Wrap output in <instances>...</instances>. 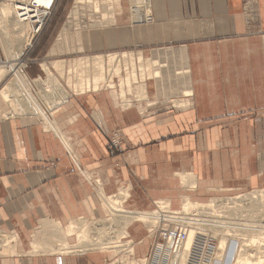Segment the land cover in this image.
<instances>
[{
	"label": "crops",
	"instance_id": "crops-1",
	"mask_svg": "<svg viewBox=\"0 0 264 264\" xmlns=\"http://www.w3.org/2000/svg\"><path fill=\"white\" fill-rule=\"evenodd\" d=\"M63 2L57 1L54 13L65 8ZM150 5L147 21H133L127 10L117 13L111 26L115 39L109 42L105 35L101 43L120 53L133 52L137 69L142 54L145 67L160 69L163 76L135 82L128 108L122 106V86L70 92L49 111L69 140L70 152L41 118L14 113L4 99L1 90L16 73L0 77V233L15 235L17 250L0 254V264L111 260L92 250L29 253L45 220L65 227L73 219L108 216L95 180L107 195H115L123 181L131 183L127 210H152L161 198L175 207L185 197L204 200L223 189L263 183L264 0H150ZM125 27L127 40L120 34ZM1 45L0 40V63L5 64ZM45 57L33 50L17 60L20 68L26 61L30 82L47 76ZM152 59L160 63L152 66ZM144 82L147 97L141 99ZM115 132L122 145L111 154ZM180 174H192L195 183L183 185ZM127 231L138 241L146 233L138 222ZM141 241L135 246L138 255L150 248V241ZM48 248L44 243L43 249Z\"/></svg>",
	"mask_w": 264,
	"mask_h": 264
},
{
	"label": "bare ground",
	"instance_id": "bare-ground-1",
	"mask_svg": "<svg viewBox=\"0 0 264 264\" xmlns=\"http://www.w3.org/2000/svg\"><path fill=\"white\" fill-rule=\"evenodd\" d=\"M12 1L13 0H0V13L2 15V19H1L2 24L0 26V40H1V43H2L3 48H4L3 51H6L4 53H6V55H7V53L9 54V51L13 47L10 44H8V45L6 44V42H8L7 38L10 35H13V39H16V41H17L16 44L18 46V47L16 46V52L12 51L14 54L11 53V55H13V57H14L13 59L8 58L9 61L7 63H5V64L0 63V77L2 75L6 74L7 72H9L10 70L11 71L13 70L16 73V75H15L16 78H14L15 80H12V81L10 80L6 89L4 91L1 90L2 96L4 97V99H6L9 102H10V100H14L15 104L17 106V109L23 113L24 112H30L31 114L33 113L34 115H37V117H40V116L44 117L48 122V126H52V128L57 129V131L60 132L58 126H56V123L53 120H52L53 122L49 121L50 120L49 118L51 116L48 115V112L45 109L46 108L50 109L52 106H55V105L65 101L68 98V93L66 92V89L61 84V82H59L57 77L54 75V73H52L50 68H48L46 64L42 63V67L45 69L48 76L46 77V79H43L41 77V78H38L36 80H33L36 83H39L40 95L39 94L38 95L41 98L34 97L36 94L33 96L32 91H31L32 88L30 89L28 79H27L25 73L22 72V69L20 68L19 63H17V59L19 58V56L21 55L23 50L27 46L31 45V43H32V40H33L32 39L33 33L31 31L32 24H30L29 21H22V22L19 21L17 15L15 14V11L13 9L14 8V2H12ZM101 1H102V3H101ZM120 1L121 0H75V7L74 8L77 9L78 7H80L83 4L91 3V5H93L94 12H96V11L100 12L101 8L105 5L104 7H107V9L110 10V13L112 15V13H114V9L116 7L121 12V9H120L121 6H119ZM129 1L131 2L130 6H132L133 21L140 22V20L141 21L142 20H146V21L151 20V14L152 13H151L150 0H129ZM74 11H75V13L77 12L76 10H74ZM106 15H107V11L104 9V11L102 12V19L103 20L98 21V24H96V25L100 24V26H102V25L104 26L105 23L110 24V22L113 20V17L111 20H109L110 22H106L107 21L106 17L108 16V15L107 16ZM111 15H110V17H111ZM107 19H109V17ZM125 31H126V29L125 30L123 29L120 32L121 36H123L124 39L127 38V36H126L127 31L126 32ZM115 32H114V29L105 31V34L108 37L109 42H111L113 39H115V36H114ZM93 34L94 33L92 32L90 35V37H92V43L102 44L101 42L104 39L103 38L104 36L102 37L101 34H104V32L101 33L100 35L96 34L98 37V40L94 39L95 35H93ZM97 37H95V38H97ZM123 42H125V41H123ZM112 44L110 43V46ZM7 56H9V55H7ZM132 56H133V52L126 51V52L121 53L122 59L120 60V61H124V62H126V60L129 61L130 68H132L129 70V73L131 74V78L137 77L138 80L142 82V80L146 79L148 76L149 77L150 76H154V77L158 76L159 77L161 75L159 70L153 71V68H152V71H151V65L150 64H152V66H153V64L156 65L157 63H160L157 59L156 60L152 59L153 61L148 60L149 62L148 61L147 62L150 63L149 64L150 66L147 68V67H145V63H144L145 60H144V57L142 56V54L139 56L137 55L139 57V58H137V62L139 63L138 68L140 66V68L137 69L136 65H135L136 63L134 62V59ZM15 57H18V58H15ZM116 57H118V56H116ZM148 58H150V57H148ZM148 58H146V59H148ZM73 61H74V59H73ZM108 61L106 59V62H108ZM114 61H116V60H114ZM103 62H104V58L100 54L99 56L97 55L96 57H93V59H91V57L88 58L85 56V58L82 57L79 60H77L76 63H73L71 66V67H73V69L71 68L70 71L72 72V75H75V74L77 75L79 73L80 79H78L79 82L75 81L71 84V90L73 92H83V90L89 91V89L97 91L99 88L100 82L101 81L107 82L108 79L110 78V76H109V78H107L104 75L105 74L104 69L106 66H104ZM51 65H52V63H51ZM53 65L52 66L54 67V69L56 68L57 70H59L60 72H58V73L61 74L63 71L62 67L64 66L63 63L61 62V60L60 61L55 60L53 62ZM111 65H112V63H111ZM60 68H61V70H60ZM92 71H94V72H92ZM111 74H113L112 71H111ZM131 78H130V76L127 77L128 84H130ZM36 85H38V84H36ZM129 88H130V86H129ZM143 90H144V88H143ZM139 91H140V89H139ZM141 91H142V88H141ZM141 91H140V94L142 93ZM190 91L186 89L185 93H190ZM143 96L141 95V97H143ZM41 101L42 102L44 101V103H46V107L43 106ZM177 102L180 103L179 101H177ZM10 105L12 106V104H10ZM54 129H53V131H54ZM117 135H118V138L120 139V135L118 132H117ZM63 138H64L63 141H65L66 147L70 151L71 150V144H69V142H68L67 138H65V136ZM192 174H189V175L180 174L179 175L180 180L182 181L183 185L195 183V181H193ZM187 180H189V183ZM123 184H124V186H123ZM96 187L99 189V198L103 199V203L105 205V208L108 210V213H109L108 216H106L102 219L93 220L92 222H89V223H86L87 221L85 222L84 219H83L84 221H82L81 219H73V220H70V223H68V225L65 227H62L59 222H55L52 219L45 220L43 228H42L43 230L38 231L35 234L33 241L31 242L32 249L29 251V253H35V252L38 253L40 251L41 252L51 251V253L55 252L56 254L59 252H63V253L66 252L67 253V252H70L71 250L74 252V250H73L74 248L82 249L80 251L84 252V251H87L86 247L89 244L99 245L100 248H102V250H103V248H109V249L118 248L119 246H121L119 244L120 239L126 238L129 235L127 230L129 228V226L132 225V223H134V222L146 223L147 221L152 222L154 225L157 223V218H159L161 215L160 211H157V210H150V211L149 210H146V211L127 210L124 207V204H123V202L125 201L124 199L126 198V200H127L130 196L131 183H128L127 185L125 183H122V185H120V187L117 190L118 192H116V195H114V196L113 195L109 196L105 193L103 186H102V183L100 185H97ZM119 194H122V195L120 196ZM183 196H185V195H183ZM122 200H123V202H122ZM179 201H178L179 205H177L178 206L177 209H181V210L185 211V213L186 212L189 213V211H193L197 207H203V208L206 207L208 210H204L201 208L200 209V211L202 210L201 213H203V214H205V213L219 214V212H220L219 208H221L220 204L219 205L215 204V199L211 200L208 203H200V201L193 200L191 197H185V198L180 199ZM240 201L242 202V204L237 203L233 208H229V209L231 211H233L234 208L238 209V207H241V208L247 207V208H250V210H255L256 209L255 204H262V205L264 204V188L261 190H255V191L249 193L248 195L241 197ZM158 203H159L158 206L160 207V209L161 208L165 209L163 207L170 208V209L176 207V206L175 207L172 206L173 204L170 201V199L161 198L160 200H157V204ZM192 208H194V209H192ZM242 209H244V208H242ZM173 213L175 214V213H179V212L175 211ZM192 214H193V217H196V215H197V213H195V212ZM179 216H181L180 213H179ZM185 218H182V219H185ZM188 219L186 218V220H188ZM191 221L193 222V220H191ZM194 221H196V220H194ZM217 222L214 220L213 221L210 220L208 223L207 222L204 223V224H209V227L211 229H214V231H218V232L223 233V234H220V237H218L219 246L216 247V249H215V252L217 254L215 253L216 256L212 258V261L210 262V264H215L218 262H220L219 264H225L226 259H229V261L226 262V264H264V254H263V251L261 252L260 243L257 242V239L260 238V237H258V235L256 236V234H253L251 236L252 239H249L248 241H250V242H248V243H247V240L245 238H243L244 239L243 244H241V242H240L242 247L238 246V240H236V238H235L236 236L242 237V235L244 233L256 232L258 230V228L254 227V226H251L249 228H246V227L245 228L244 227L243 228H239V227L233 228L229 224H223V223H217ZM188 223L190 224L191 222H188ZM191 224H192V226H191L192 228L189 232L187 239H185L186 240L185 241V249L182 252L183 255H182V263L181 264H200V261L197 260L198 258H200V256L198 253L195 254L196 252H194L195 250L193 251L192 248L194 246V249L195 248L197 249L199 246H201L203 244V242H205L207 232H204V228H203L204 226L197 225V227H196V225H195V227H194L193 223H191ZM196 224H197V222H196ZM204 224L202 223V225H204ZM156 228L152 227V229H150L151 231L149 233L151 239H153V244L156 242L155 240H157L154 236ZM262 229H264V228H262ZM46 235L49 236V240H46L47 242L45 241V238L48 239V237H46ZM71 236H75L76 242L74 244L70 243L67 240V237H71ZM253 237H254V239H253ZM229 238H232V239H229ZM0 240L3 241L2 245L4 247V248H2L3 250H0V254H5V253L6 254H15V253H17L16 252L17 250H16V237H15V235L12 236V235H5V234L0 233ZM180 240H181V237H180ZM232 242H236V243L234 245H232ZM44 243H49L50 248L43 249ZM153 244H152V246H153ZM152 246H151V248H152ZM238 247H239V249H238ZM229 248H230V250H229ZM92 249H94V248H92ZM118 250L119 249H117V251ZM228 250H229L230 254L228 253ZM198 252H200V251L198 250ZM147 254H148V252L146 253L145 257L142 258L140 264L144 263V261L147 257ZM213 261H215V263ZM216 261H218V262H216ZM113 264H115V263L113 262Z\"/></svg>",
	"mask_w": 264,
	"mask_h": 264
},
{
	"label": "rangeland",
	"instance_id": "rangeland-1",
	"mask_svg": "<svg viewBox=\"0 0 264 264\" xmlns=\"http://www.w3.org/2000/svg\"><path fill=\"white\" fill-rule=\"evenodd\" d=\"M63 1H64L63 3H65V8H63L61 6V8L58 9V11L55 12L52 15V17L49 20L48 24L45 26L43 32L39 36H37V38L35 40L34 39L32 40L31 44L34 45V48H29L27 46L23 50V52L21 53L19 58L18 57H15V58H18V59L21 58L23 60V59L27 58L29 56V53H31L33 50L36 53L39 52L42 56H46L42 60V63L46 64L47 67L50 68L52 73H54V75L57 77L59 82H61V84L66 89V92L68 93V98H69L70 92H73L71 90V84L73 82H75V81L79 82L78 79H80V74L79 73H78L79 75L75 74L76 76L72 75V72L70 71L71 68L73 69V67H71L72 64L76 63L77 60H79L82 57L85 58V56H86L88 58L91 57V59H93V57H96L97 55L99 56L101 54V56H103V58H104L103 64H104V66H106L105 67L106 70L104 69V71H105L104 75L107 78H109V76H110V78L108 79L107 82L106 81H101L100 84H99V88L98 89H100L101 87H103V88H112L113 89L116 86L118 88L122 86V89L120 91L121 94L123 93L122 96H121V98H122V106L124 108H128V107L132 106V98H131V95H130V93H131L130 88L132 87V85L135 82H138L139 80H138L137 77H135V78L132 77L131 78V74L129 73V70L132 69V68H130L129 61L128 60H126V62L120 61L122 58H121V53L119 52L118 49H114V50L112 48L110 49V47L107 46V44H105V45L104 44H94V43H92V37H90L92 32L94 33L93 35H95V37H97V35H100L101 33L104 32V34H101V36L102 37L104 36L103 38H106L105 31L113 29L111 26L117 20V18H116L117 13L121 14V13L125 12V10H127L128 13L132 17L133 13H132V6H130L131 2L129 0H121L120 1V5H119V6H121V8H120L121 12L116 7L114 9V13H112V15H113L112 16L111 13H110V10L107 9V7H104L105 5L101 8L100 12H98V11L94 12L93 5H91V3L83 4V5H81L80 7H78L76 9V8H74L75 7V0H63ZM101 3H102V1H101ZM104 9L107 11V15H108V16L106 15L107 16L106 17L107 21L106 20L105 21L106 22H110L109 20H111L112 17H113V20L110 22V24L105 23L104 26L103 25L100 26V24L96 25V24H98V21L103 20L102 19V12L104 11ZM74 10H76L77 12L75 13ZM110 15H111V17H110ZM0 16H1V13H0ZM108 17H109V19H107ZM1 19L2 18H0V26L2 24V20ZM132 19H133V17H132ZM123 29L124 30L126 29V31H127L128 27H125ZM123 29H121V31ZM95 37H94V39L98 40V37L97 38H95ZM7 39H8V42H6V44L8 45L10 43V45L13 46V47L11 48V50L9 49L10 50L9 54L7 53V55H9V56H7L6 53H4L6 51L1 50V54H3L2 56H3V60L4 61H9V59H13L14 58L13 55H11V53L14 54L13 52L14 51L16 52V46H17V44H16L17 41H16V39H13V35H10ZM32 45L30 47H32ZM38 46H39V48H38ZM126 51H128V50H124V52H126ZM116 56H118L119 58L116 57ZM113 57L114 58L116 57V58L114 59ZM73 59H74V61H73ZM106 59H107V61L111 60L112 62L111 61L110 62L109 61L106 62ZM55 60H57V61L61 60V62L64 65L62 67L63 71H62L61 74L58 73V72H60L59 70H57L56 68H55L56 69L55 70L54 67H53L54 66L53 62ZM114 60H116L117 62L114 61ZM25 63H26V61H24V64L21 66V68H23V73H25V69H24ZM51 63H52L53 66L51 65ZM111 63H112V65H111ZM60 70H61V68H60ZM157 70H159L160 74H161L159 77H162L163 76L162 71L160 69H157ZM111 71L113 72V74H111ZM92 72H94V71H92ZM10 73L12 75V73H14V72L11 71ZM128 76H130V78H131L130 84H128V81H127V77ZM46 77H42V78L46 79ZM14 78H15V76H14ZM143 80H146V79H143ZM28 83H29L30 89L32 88L31 91H32L33 96L36 94L34 97L41 98V97H39V95H40V93H39L40 92L39 83H36L35 81H31L30 82L29 80H28ZM32 84H38V85L35 87V86H32ZM129 86H130V88H129ZM145 87H146V83L143 84V86H141L142 91H141V88H139L140 91L142 92L140 94V97H141V95L143 96L144 94H145L144 96L147 97V94L145 92ZM143 88H144V90H143ZM73 93L77 94V93H83V92H73ZM144 96L141 97V99L144 98ZM174 102H175V104H178V106L181 105L177 101H174ZM9 103L12 104L11 107H12V110H14V113H17V114H25V113L31 114L30 112H24L23 113L20 110H18L14 100H10ZM41 103L43 104L44 107H46V103H44V101L43 102L41 101ZM59 104H61V103H59ZM59 104H57L55 106H52L50 109L49 108L45 109L48 112L49 116H51L49 111H52L54 109V107L58 106ZM185 105L186 104H184V106ZM14 113L12 111V114H14ZM34 116L37 117V115H34ZM39 118H41L44 121V123L47 125V128L49 127L48 128L49 130L53 131L54 128H52V126H48V122H47V120L44 117L40 116ZM49 119H50L49 121H51V122L54 121L51 117ZM55 131H56V133L58 135L61 136V139L63 141L64 135L61 132H58L57 129H54V132ZM115 133H117V132H115ZM68 142H69V140H68ZM64 143H65V141H64ZM121 145H122V139L120 140V146ZM120 146H119V148H120ZM68 151H69V149H68ZM90 177H92V176H90ZM122 183H125L127 185L129 182L125 181V182H122ZM94 184H96V186H97V185H100L101 183H100L99 180H95ZM262 184L257 186V187H248L247 189H245V188L240 189V188H236V187H234L233 189H225V190L221 189L222 191L219 192L218 195H213L211 197L205 198L204 200H202V199H194L193 198V200L201 201L200 203H208L211 200L215 199V204H218V205L220 204V206H221V208H219L220 209L219 214H213V213H205V214H203V213H201V211H202V210L200 211L201 208L204 209V210H208L206 207L205 208L197 207L195 209L192 208L194 210L193 211H189V213L188 212L185 213V211H183L181 209H177L178 206H176L175 208H172V209H170V208H168V209L171 210V211L173 210V211L179 212L181 214V216H179L180 218H185V217L187 219L189 218L188 220H186V218H185V221L193 223L194 227H195V225H196V227H197V225L204 226L203 227L204 228V232H207L206 240H205V242H203L204 245L202 244L197 249L195 248V251L193 250L194 252H196L195 254H197V253L199 254L200 258H201L202 252L204 250L205 244H206V242L208 240L207 237L209 238L210 233H211V235H212V237L214 239H217L216 245H212L213 248H212V251H211V252L214 251L213 257L216 256L217 253L215 252V249H216V247L219 246L218 237H220V234H223L222 232L214 231V229H211L209 227V224H204V223H206L205 220H207V223L210 220H212V221L214 220L216 222L218 221L217 223L229 224L233 228H238V227L239 228H243V227L244 228L245 227L249 228L251 226H254V227L258 228V230L256 232L244 233L242 235V237L236 236L235 238H236V240H238V246L242 247L241 244H243V241H244L243 238H245L247 240V243H248V242H250L248 240L252 239L251 236L253 234H256V236L258 235V237H260L261 239L260 238L257 239V242L260 243L261 252L263 251V254H264V229H262V228H264V204L263 205L262 204H255V208H256L255 210H250V208H247V207H242L244 209H242L241 207H238V209L234 208L233 211H231L229 209V208H233L237 203L242 204V202L240 201L241 197H243L245 195H248L249 193H251V192H253L255 190L263 189L264 188V181H263ZM123 186H124V184H123ZM132 188H133V186L131 184V189ZM131 189H130V192H131ZM116 192H118V191H116ZM119 195L121 196L122 194H119ZM100 199H101V201L103 203V199L102 198H100ZM124 200L126 201V198ZM156 200H154V201L156 202ZM154 201H153V203H154L153 205H155ZM122 202H123V200H122ZM123 204H124V202H123ZM156 205L158 206L159 203L157 204V202H156ZM156 205H155V207L152 210L159 211L158 208L156 207ZM173 207H174V205H173ZM149 208H152V206L148 207L146 209H137V208L136 209L140 210V211H146ZM150 210L151 209H149V211ZM194 212L197 213L196 217H193L192 213H194ZM171 213H173V212H171ZM79 219H81L82 221L85 220V222L87 221L86 223L92 222V220H89L88 218L87 219L79 218ZM191 220H193V222ZM194 220H196V221H194ZM158 221H159V218H157V223L155 225L152 222H150V221H147L146 223L138 222L142 226L145 227V230H146L145 232L146 233H145V236H144L143 239L146 238V240L150 241L149 250L151 249V246L153 244V239H151V237L149 235V233L151 231L150 229H152V227L156 228L157 227L156 225L158 224ZM196 222H197V224H196ZM201 222L204 225H202ZM143 239H140V241H138V239H135L133 236L131 237V236L128 235L126 238H121L120 239V241H119L120 243L119 244L121 246H119L118 248H111V249L103 248V250H102V248H100L99 245H91V244H89L86 247L87 248L86 250L88 251V250L91 249L92 251L101 252V253H103V255H105V257L107 256L106 258L111 259V260L105 261L103 264H113V262L115 264H140L142 258L145 257L146 253L144 255H138L137 252H136L135 246L137 245V243H141L142 242L141 240H143ZM214 239H213V242H214ZM229 239H232V238H229ZM253 239H254V237H253ZM74 240H75V238H74ZM75 242L76 241H74L72 243L74 244ZM240 242H241V244H240ZM235 243L236 242H232V245H234ZM92 248H94V249H92ZM193 248H194V246H193ZM230 248H229V250H230ZM117 249H119V250L117 251ZM238 249H239V247H238ZM73 250L77 251V252H80V250H82V249L74 248ZM149 250L147 252H149ZM198 250L200 252H198ZM229 250H228V253H229ZM87 251H84V252H87ZM67 253H74V252L71 250L70 252H67ZM208 254H210V255H209V258H207L206 262L208 264H210L212 253H208ZM228 261H229V259H226V262H228ZM213 262L215 263V261H213ZM216 262H218V261H216ZM226 262H225V264H226ZM219 263L220 262L215 263V264H219ZM200 264H201V262H200Z\"/></svg>",
	"mask_w": 264,
	"mask_h": 264
},
{
	"label": "built area",
	"instance_id": "built-area-1",
	"mask_svg": "<svg viewBox=\"0 0 264 264\" xmlns=\"http://www.w3.org/2000/svg\"><path fill=\"white\" fill-rule=\"evenodd\" d=\"M58 0H13L14 11L19 21H29L32 24L31 31L33 33L32 39H36L39 36L45 26L51 19L54 8ZM120 146V139L117 133H114L111 142L109 143V150L111 154H114ZM161 212L158 224L156 225V231L154 236L157 240L153 244L151 250L148 252L147 257L143 264H181L182 252L185 249V239H187L191 230V224L185 221V219L179 218V213H171L166 207L160 209ZM211 219V218H210ZM207 222V220H205ZM181 237V240H180ZM204 250L201 258H198L201 264H208V253H212L211 261L214 255L212 251V245H216L217 239H214L210 233L207 237ZM214 239V242H213ZM192 250H195L192 248Z\"/></svg>",
	"mask_w": 264,
	"mask_h": 264
}]
</instances>
